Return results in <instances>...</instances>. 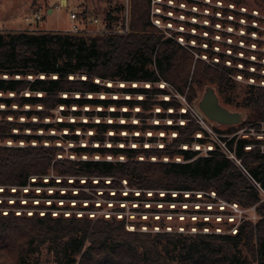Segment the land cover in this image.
Instances as JSON below:
<instances>
[{
	"label": "trees",
	"instance_id": "16d2710c",
	"mask_svg": "<svg viewBox=\"0 0 264 264\" xmlns=\"http://www.w3.org/2000/svg\"><path fill=\"white\" fill-rule=\"evenodd\" d=\"M256 1L264 5V0ZM227 2L235 6L243 4V0ZM149 9V0H129L128 28L125 32L88 37L57 31L0 32V104L6 107L0 109V195H29L33 194L32 190L22 192L24 186L61 184L55 182L53 177L47 183L43 182L45 175H60L65 184L66 176L76 179L84 176V185L115 188L119 199L126 200L151 199L146 196L147 191L155 200L166 202L185 199L182 196L184 192L213 191L219 200L236 203L242 208L256 205L258 219L254 222L250 218L241 220L233 233L197 232L188 235L176 230H129L125 227L127 221L123 215L119 218L109 215L93 219L87 214L64 216L60 213L52 216L49 211L43 215H39L38 211L30 215L25 211L16 214L15 207L26 206L20 204L18 199L12 203L2 199L0 264H39V254L35 253L44 244L54 254L57 264H245L237 254L240 244L245 247L251 263L264 264V202L258 203L260 192L251 182L259 183L264 190V152L245 150L244 146L252 143V140L238 138L235 145L234 138L225 142L226 147L240 160L247 176L233 159L217 149L208 150L206 155H198L197 150L182 148L172 153L164 148L141 150L116 147L92 149L88 154L103 156L109 153L113 157L123 156L124 160H60L56 158L60 149L52 142L44 145L41 135L23 132L25 129L35 132L49 127L30 121L33 116L42 118L44 115L42 111L34 109L36 105L52 108L58 105L68 107L74 103L106 107L109 102L101 99L61 96L63 92L96 93L108 90L107 86L99 83L101 81H123L127 84L148 82L150 87L161 81H172L179 93H183L191 68L190 86L203 88L211 82L218 93L223 92L229 82L225 74L227 66L214 69L200 63V60L193 62L192 54L175 39H162L150 22ZM82 14L86 16L87 12ZM110 18L109 10L105 15L108 29H111ZM123 27L124 23L120 28ZM233 71L244 77L252 75L237 69ZM76 75H85V79L75 80ZM95 78L99 82H95ZM150 87L130 88L128 91L143 94L144 97L150 92L167 93L158 86ZM192 93L188 101L193 99L194 91ZM12 104L33 107L24 111L27 122L17 121L22 112L10 109ZM242 105L248 109L250 119L264 121V86L257 85L255 89L247 90ZM7 116H12L13 120H8ZM236 125L227 126L232 128ZM13 128L20 132L13 133ZM105 130L103 128L102 131ZM190 130L205 131L198 126ZM7 140L13 144H6ZM196 140L203 142L201 138ZM19 141L24 144L19 145ZM32 141L34 144H31ZM183 141L178 139V143ZM79 150L86 152V148ZM140 155L146 160H138ZM152 155L159 159L167 156L170 160L149 161ZM177 156L180 161L174 160ZM32 177L35 179L31 180ZM94 177L97 178L96 182H92ZM107 178L108 182L105 181ZM122 180L125 181L124 185ZM125 186L130 191L121 195V188ZM11 188L14 190L11 191ZM134 189L138 190V194H134ZM160 191L162 195H159ZM172 192H175L174 196ZM6 207L8 210L2 213ZM204 224V221L199 223V229Z\"/></svg>",
	"mask_w": 264,
	"mask_h": 264
},
{
	"label": "rangeland",
	"instance_id": "374dc122",
	"mask_svg": "<svg viewBox=\"0 0 264 264\" xmlns=\"http://www.w3.org/2000/svg\"><path fill=\"white\" fill-rule=\"evenodd\" d=\"M127 1L129 2V0H110L109 2L106 0H0V32L57 31L88 37L90 34L70 32L73 23L70 13L77 14L78 19L75 23L83 28V31H86L85 28L93 31L107 22L105 15L109 10L111 11L109 19L111 29L118 30L124 23L127 12L129 14ZM227 3V0H196V3L192 4L195 7H190L186 11L182 37L176 38V42L192 54L193 62L200 60V63L214 69L222 65L227 66L225 74L229 82L223 92L218 93L214 83L210 82L206 85L215 88L222 106L232 111L242 112L244 123L239 122L230 128L209 120L203 114L198 107V101L204 87L190 86V68L183 93H179L172 81H161L151 87L158 86L165 89L167 93L150 92L146 97L128 90L150 87L148 82L130 84L111 80L99 82V79L95 78V82L107 86L108 90L96 93L63 92L61 96L101 99L109 102L106 107L101 104L79 106L74 103L68 107L58 105L52 108L36 105L34 109L42 111L44 115L42 118L33 116L30 121L49 127L37 129L35 132L25 129L23 132L41 135L44 137V145H49V141L52 142L60 149L56 153V158L60 160H124L123 156L113 157L109 153L103 156L97 153L88 154L92 149L104 150L116 147H136L141 150L164 148L172 153L182 148L197 150L198 155H206L208 150L217 149L228 154V148L223 143L231 138H234V145L238 138L250 139L253 142L245 145L244 149H254V152L263 153L264 121L250 119L248 109L242 105V102L247 90L255 89L257 85L264 86V5L256 0H243V4L231 10V4L227 5ZM84 11L87 12L86 16L82 14ZM93 19L97 22H93ZM158 33L162 35V39L175 36L170 31L158 30ZM232 69L252 73V75L244 77L241 73H234ZM40 77L43 76L40 75ZM69 78L71 79L72 76ZM74 79H85V75H76ZM250 84L253 86L251 87ZM193 91L194 97L188 101V96H192ZM9 96H12V93H9ZM111 101L117 103H111ZM32 108L28 104L22 107L12 104L10 107L12 110L22 112L17 121L23 123L28 121L24 111L32 110ZM0 109H6V107L0 104ZM7 119L13 120L12 116H7ZM196 126L203 128L206 132L190 130L191 127ZM207 127L213 133L208 131ZM103 128L106 130L102 131ZM256 130L262 133V137L253 133ZM12 132L20 131L13 128ZM197 138L203 139V142L197 141ZM178 139L184 141L178 143ZM5 143L13 144L11 140ZM18 144L23 145L24 142L19 141ZM31 144H34V141ZM79 148H86V152H80ZM137 159L146 160L142 155ZM148 160L154 162L170 159L167 156L159 159L152 155ZM174 160L180 161V157L177 156ZM245 174L248 176L246 172ZM52 177L55 182L61 184L27 185L22 188V192L32 190L33 194L0 195V200L6 199L8 203H12L18 199L20 204L26 206L15 207L16 214L25 211L27 215H30L38 211L39 215H43L49 211L52 216L60 213L64 216L87 214L93 219L109 215L119 218L123 215L127 221L125 227L129 230L152 232L176 230L188 235L197 232L233 233L238 222L249 219L247 210L256 207V205L245 208L237 206L238 209H235L229 204H221L217 197L210 195V192L203 191H195L194 194L184 192L182 196L185 199L170 202L155 200L150 191L146 192V196L151 199H119L115 194L117 192L115 188H95L84 185V176H80L79 179L66 176L67 184H65L62 176L50 174L43 176L42 181L47 183ZM34 179V177L31 178V180ZM96 181L97 178L94 177L92 182ZM105 181L108 182V178ZM251 182L258 189L256 183L252 180ZM122 183L124 185L125 181L122 180ZM13 190L14 188H11V191ZM129 191L130 188L125 186L121 188V195H126ZM259 192L258 203H261L264 202V194ZM134 194H138L137 189H134ZM162 194L160 191L159 195ZM172 195L174 196L175 192H172ZM51 205L56 207L49 208ZM118 208L122 209L118 210ZM7 210L8 207L3 208L2 213H6ZM258 217L255 210L254 218L250 219L254 222ZM202 221L205 224L199 229L198 224ZM238 248L237 254L243 262L254 264L251 263L245 247L240 244ZM35 254H39V264H57L47 244L41 245Z\"/></svg>",
	"mask_w": 264,
	"mask_h": 264
},
{
	"label": "built area",
	"instance_id": "2783aa9c",
	"mask_svg": "<svg viewBox=\"0 0 264 264\" xmlns=\"http://www.w3.org/2000/svg\"><path fill=\"white\" fill-rule=\"evenodd\" d=\"M195 3H196V0H149V5H150L149 19H150V22L158 30H162L163 32L164 31H170L173 34H175V36H170L171 38H173L175 40H176V38H181L182 37V30H183V22L185 20V17L187 16L186 11L190 7L194 8L195 6L192 4H195ZM128 4H129V2H128ZM189 4H191V5H189ZM229 4H231V7H230L231 10H232V8H235V5L233 3L228 2L227 5H229ZM70 18L73 21L71 28H70V32H73L75 34L87 33L90 35H94V34H103V33H109V32H125V31H127L129 14L127 12L126 18L124 20V27L119 28L118 30L108 29L106 27V23H105L103 26H100L96 30L92 31V30H88L85 28L86 31H83L84 29L80 28L79 25L77 23H75V21L78 19L77 14L76 13H70ZM82 19H83V17H82ZM93 22H97V20L93 19ZM207 129H208V131L213 133V131L211 129H209L208 127H207ZM253 133L259 137H262V133L259 132L258 130H256ZM223 144L225 146V143H223ZM228 151H229L228 154H225V155L227 157L233 159L237 163V165H239L242 168V170H244L246 172V170L241 166L240 160L235 157L234 152L230 151L229 149H228ZM256 185L258 186V190L264 194V190L262 189L260 184L256 182ZM210 195L212 197H216V195L213 191L210 192ZM220 203L223 205L229 204L232 207H234L235 209H238L237 208L238 205L236 203H227L223 200H220ZM235 231H236V227H235Z\"/></svg>",
	"mask_w": 264,
	"mask_h": 264
},
{
	"label": "water",
	"instance_id": "95a60500",
	"mask_svg": "<svg viewBox=\"0 0 264 264\" xmlns=\"http://www.w3.org/2000/svg\"><path fill=\"white\" fill-rule=\"evenodd\" d=\"M198 107L209 120L218 124L235 125L244 118L242 112L232 111L222 106L215 88L209 85L204 86Z\"/></svg>",
	"mask_w": 264,
	"mask_h": 264
},
{
	"label": "clouds",
	"instance_id": "9594fccd",
	"mask_svg": "<svg viewBox=\"0 0 264 264\" xmlns=\"http://www.w3.org/2000/svg\"><path fill=\"white\" fill-rule=\"evenodd\" d=\"M247 211L249 213V218H254V216H255V209L254 208H251V209H248Z\"/></svg>",
	"mask_w": 264,
	"mask_h": 264
}]
</instances>
